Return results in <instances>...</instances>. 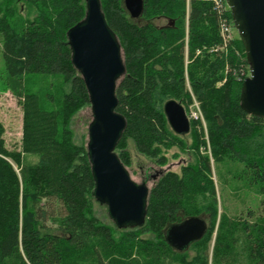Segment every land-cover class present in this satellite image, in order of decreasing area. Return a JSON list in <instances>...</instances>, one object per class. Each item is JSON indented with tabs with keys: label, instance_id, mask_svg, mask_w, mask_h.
I'll return each instance as SVG.
<instances>
[{
	"label": "trees",
	"instance_id": "trees-1",
	"mask_svg": "<svg viewBox=\"0 0 264 264\" xmlns=\"http://www.w3.org/2000/svg\"><path fill=\"white\" fill-rule=\"evenodd\" d=\"M17 2L25 5L23 10ZM143 3L138 19L143 23L138 24L130 19L122 0H100L125 66L116 85L115 111L125 118L126 127L114 152L125 169L130 165L127 139L159 166L167 162L162 149L173 146L189 152L192 162L182 166L180 174L160 172L149 190L144 223L118 229L94 214L97 202L87 148L75 144L71 128L72 117L90 107L84 82L71 64L66 38L67 31L83 19L85 0H0L5 82L22 112L19 151L4 146L0 122V197L6 179L20 185L19 221L16 211L15 225L0 212V264H208L207 243L215 228L211 264H264V216L248 224L219 214L211 161L200 152L206 148L207 134L213 164H242L264 204V119L241 108L242 84L249 76L242 43L236 35L226 53L209 51L221 44L218 11L209 2ZM23 11L35 17L29 20ZM228 16L232 19L230 11ZM156 19L166 20L167 25L155 26ZM241 66L246 76L239 80ZM37 75L51 76L57 83L33 90ZM191 94L207 130L205 134L190 121L188 145L168 126L163 105L175 100L187 113ZM28 155L35 160H26ZM189 217H203L207 230L200 240L176 251L165 241L166 229ZM239 235L247 240L244 258L236 250ZM192 249L198 250L188 259Z\"/></svg>",
	"mask_w": 264,
	"mask_h": 264
},
{
	"label": "water",
	"instance_id": "water-1",
	"mask_svg": "<svg viewBox=\"0 0 264 264\" xmlns=\"http://www.w3.org/2000/svg\"><path fill=\"white\" fill-rule=\"evenodd\" d=\"M130 19L143 13V0H122ZM234 28L244 48L249 76L241 89V108L248 115L264 119V0H225ZM71 64L86 88L91 111L88 125L87 155L94 181L93 196L105 205L109 219L118 229L141 226L146 218L149 188L135 183L116 153L126 127L116 113V85L124 74L121 47L106 23L100 0H85V15L67 33ZM163 113L172 132L186 136L190 122L183 106L175 100L163 105ZM156 177V176H154ZM207 230L203 217H189L166 229L165 241L182 251L200 240Z\"/></svg>",
	"mask_w": 264,
	"mask_h": 264
},
{
	"label": "rangeland",
	"instance_id": "rangeland-1",
	"mask_svg": "<svg viewBox=\"0 0 264 264\" xmlns=\"http://www.w3.org/2000/svg\"><path fill=\"white\" fill-rule=\"evenodd\" d=\"M19 10H23L25 5L22 2L16 3ZM188 3L186 11L188 12ZM24 17L32 20L35 16L34 13L25 16V12H22ZM138 24H142L141 20H136ZM135 21V22H136ZM155 26H165L167 21L164 19H156L153 21ZM235 34L238 36L236 30ZM2 44L0 43V122L4 127L3 140L4 146L9 151L20 150V139H21V125H22V112L20 105L16 98L7 90L5 82V65L2 57ZM198 55V52H197ZM185 66L187 65L188 55L187 47H185ZM34 78V85L31 86L33 90L44 89L49 86L50 83L56 82L51 76L37 75ZM186 88L188 92L191 91L190 85L185 74ZM218 83V86L224 83ZM192 95V94H191ZM203 117V114H202ZM91 111L90 107H85L79 110L71 119V128L73 131V140L75 144L85 146L88 141V125L91 122ZM197 128L204 130L206 134V122L203 117V122H197ZM184 142L188 145L191 144L190 133L182 137ZM205 139L207 141L206 148H201L200 152L202 155H206L210 158L212 168V181L215 189V195L218 201V213L225 214L228 218H239L241 221L253 224L256 222L258 217L264 216V204H262L263 197L259 188L256 184L250 183L249 179L244 175L243 165L236 162H227L221 164H213L211 152L208 143V136L206 134ZM126 150L129 153L130 165L126 167L129 175L136 183H141L146 180V184L149 190L154 186L155 182L158 181L160 172H173L180 174L181 167L192 162V157L189 152H182L177 147L173 146L167 150L162 149V154L167 159L164 166L156 164V160L147 156H144L137 152L133 142L130 139L126 141ZM26 160H35L33 156H24ZM14 169L17 171V166L11 162ZM156 176V177H154ZM5 191L0 197V212L5 213L10 217L13 224H16L15 211L17 215V222L20 219V211L16 208L17 202L20 197L18 182H11L9 180L4 181ZM19 193H16V192ZM19 195V196H18ZM15 197H18L17 199ZM15 205V208H14ZM93 211L95 216L103 223L112 225V221L108 217L107 208L105 205L93 203ZM251 212L250 216L248 213ZM264 219V218H263ZM264 221V220H263ZM48 227L56 228V225L52 222L46 223ZM216 235V228L212 233L211 240L207 243L208 246V264H211V253ZM146 237V235H142ZM246 239L241 235L236 237V250L241 252V258H244V246L246 245ZM198 249H192L187 252L188 259L195 256ZM207 250V248H206Z\"/></svg>",
	"mask_w": 264,
	"mask_h": 264
},
{
	"label": "built area",
	"instance_id": "built-area-1",
	"mask_svg": "<svg viewBox=\"0 0 264 264\" xmlns=\"http://www.w3.org/2000/svg\"><path fill=\"white\" fill-rule=\"evenodd\" d=\"M189 1V0H187ZM205 2H209L212 4L213 8L218 11V20L217 27L219 32V37L221 39L220 45H215L209 49L210 52L214 53H226L229 45L235 39V28L232 22V19L229 18V7L226 5L225 0H201ZM246 76V69L244 66H241L238 73V79L241 80ZM192 102L188 106L187 117L190 121H193L197 124V122H203L202 112L200 110L199 103L193 95Z\"/></svg>",
	"mask_w": 264,
	"mask_h": 264
}]
</instances>
